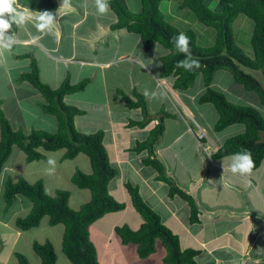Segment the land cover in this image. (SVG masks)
Wrapping results in <instances>:
<instances>
[{"label":"crops","instance_id":"0c3cea01","mask_svg":"<svg viewBox=\"0 0 264 264\" xmlns=\"http://www.w3.org/2000/svg\"><path fill=\"white\" fill-rule=\"evenodd\" d=\"M57 1L58 8L51 12L56 15L58 23L51 34L38 33L31 22L22 28L15 26L12 29L20 43L0 58V86H3L0 88V102L12 126L17 125L15 128L13 126L15 130L22 129L23 126L28 130L23 110L26 102H35L40 116H54L41 108L46 99L37 88L28 81H18L23 73L30 71L32 59L36 60L42 82L53 89H58L65 81L72 85L87 81L84 90L68 94L64 101L82 111V114L75 117V126L80 133H96L100 130L105 132L104 144L110 162L119 169V176L111 181L109 190L118 201L126 203L125 210L118 212L121 213L118 220L109 225L107 235L104 227L100 229L106 235L102 244L101 264L105 253L110 250L112 239L118 237L114 228L119 221L132 214L137 224L135 227L129 225L130 227L137 230L144 223L142 216L136 210V213L132 211L135 208L126 189L128 182L139 188L144 200L158 212L165 225L178 235L183 250L198 251L195 257L198 264H264V161L247 178L233 175L227 170L223 172V167L229 168L232 155L216 159L214 154L227 140L221 138V134L231 126L216 133L218 135L214 134L219 118L217 110L216 123L209 119L206 112L202 120L196 119L195 113L200 111L197 103H200L199 98L207 90L204 80L197 78H201L202 83L194 93H191L194 85L186 91L176 89V76H162V58L170 51L161 44H156L150 50L144 49L143 45L137 49V44L132 41V35L137 34L130 33L127 29L113 30L117 16L115 21L111 15H106L105 18V15L101 16L96 12L94 5L92 11H81L73 27L63 29V22L60 20L68 11L76 10L75 2L70 0L71 7H61L63 0ZM19 10L34 11L23 7ZM71 15L67 16L68 20L74 21ZM206 36H209V40H202L201 45H212L215 37L211 40L210 36L213 37L214 34ZM34 37L39 39L33 42ZM141 64L150 65L141 68ZM218 74L219 71L212 82L214 89ZM145 89L157 94L155 98L145 97L151 115L156 116L162 111L172 115L165 119L164 134L155 145L150 144V148H153L154 156L162 162L168 176L177 186L196 198L200 211L199 222H191L189 203L180 196L170 197L169 185L158 180V172L154 168L144 164L149 150L140 154L132 150L138 142L148 140L151 130L162 116L158 115L145 128L128 126L130 121H141L143 114L140 108L127 107L122 92L136 100L135 92L144 95ZM3 90L8 93H2ZM239 92L241 91L238 90L237 93ZM189 118L195 123L196 129ZM57 130L58 125L55 132ZM238 130L244 132L245 126ZM209 132L213 135H209ZM261 136L264 141V133ZM17 151L18 146H14L11 157L0 174V193L7 174L13 173L23 155L27 160L25 152ZM65 152H46L47 159L40 161L47 165L46 168L49 167V158L60 162L61 171L70 169L69 181H72L77 170L92 173L87 155L82 153L73 160H66ZM28 163L32 162L27 161ZM57 169L56 167L54 174ZM44 172L40 168L36 174L42 175ZM39 180L44 182L39 178L31 183ZM44 185L48 192L47 185ZM86 190L90 192L88 189L78 191L84 196ZM90 194L85 196L86 201L91 199ZM20 196L22 195L15 196L14 201L18 200L19 204H23ZM28 207L32 209L29 204ZM20 210L17 206L14 215L19 214ZM14 215L10 220L0 221L2 225L5 224L4 230L0 232V264H9L12 256L17 257L16 248L26 233L17 228V218ZM40 227L41 225L38 228ZM118 246L123 248V244ZM97 250L99 253L98 248Z\"/></svg>","mask_w":264,"mask_h":264},{"label":"trees","instance_id":"16d2710c","mask_svg":"<svg viewBox=\"0 0 264 264\" xmlns=\"http://www.w3.org/2000/svg\"><path fill=\"white\" fill-rule=\"evenodd\" d=\"M140 1V10L135 13L127 0H109L110 9L117 15L113 30L127 29L128 32L139 35L146 50L152 49L156 44L167 48L170 52L162 58V76H176V89H190L201 76L207 90L201 95L199 102L213 104L217 110L219 118L215 131L221 132L235 124L245 126L243 133L224 142L214 158L248 150L255 162L254 169L259 168L264 161V141L261 136L264 133V115L252 106L232 102L225 93L212 88V82L218 71L227 70L236 83L257 94L264 105L263 83L252 73H261L264 80V0H175L178 10L193 12L200 23L214 29L215 40L210 46L201 45L193 29L183 31L168 20L162 9L165 0ZM210 1L213 7L209 4ZM17 5L34 11H53L58 8V1L18 0ZM241 14L254 23L250 39L252 54L247 53L239 44L234 30V22ZM180 32L189 37L192 57L200 63V67L192 71L176 67L177 61L183 60L185 56L177 51L171 38ZM18 81L30 82L43 94L46 103L42 108L45 113L56 116L58 130L54 133L33 130L30 134L20 129L15 130L0 102V174L11 157L14 146L25 152L28 162L47 159L46 152L65 150L66 160H73L83 153L90 158L92 173L77 170L72 177L74 185L91 192V199L79 210L71 208V193L68 190L58 189L54 194H48L42 180L30 183L23 178L17 182L8 178L4 191L7 205L11 206L17 195L29 198L32 203L30 214L17 218L16 226L28 231L38 228L42 220L49 217L51 226L64 225L63 251L72 264H101L97 247L90 238L89 228L105 215L125 210L126 203L118 201L109 190L111 181L119 176V169L110 162L104 144L105 132L100 130L96 133H80L75 126V117L82 114V111L64 101L68 94L84 90L87 81L76 85L65 81L58 89H53L42 82L34 59L30 71L23 73ZM122 95L128 108H140L143 114L141 121H130L128 126L145 128L158 115L163 116L151 130L148 140L138 142L132 150L139 154L149 150L144 164L154 168L158 172V180L169 185L170 197L180 196L189 203L191 222H199L200 211L196 198L177 186L168 176L162 162L154 156L153 148H150V144L155 145L164 134L165 119L172 115L165 111L156 116L151 115L145 96L137 91L134 95L136 100L123 92ZM126 189L133 207L143 217L144 223L137 230L127 224L116 225L114 231L122 243L136 245L139 257L145 259L157 251V240H161L167 250L164 257L166 264H198L194 259L198 251L182 249L178 235L165 225L158 212L144 200L139 188L128 182ZM33 249L41 259V264H57L58 257L51 241L34 242ZM16 255L19 264H31L22 253L17 252Z\"/></svg>","mask_w":264,"mask_h":264},{"label":"rangeland","instance_id":"374dc122","mask_svg":"<svg viewBox=\"0 0 264 264\" xmlns=\"http://www.w3.org/2000/svg\"><path fill=\"white\" fill-rule=\"evenodd\" d=\"M168 1H170V3ZM74 2H75L74 4L76 10L68 11L62 16L60 20V22H63V29L69 30L70 27H73L74 24L76 23L75 21L79 19V16L81 15V11L82 10L92 11L91 8H93L92 6L94 5L92 0H74ZM127 2L130 9L133 12L135 13L139 12L141 7L140 0H127ZM209 4L211 5V7H213V3L211 1L209 2ZM19 9L20 8H18V10ZM162 9L163 12L167 15L168 20L172 22L174 25H176L178 28H180L181 30L185 31L187 30V28L193 29L197 33L199 43L202 40H206V41L209 40L208 39L209 36L207 37L206 35L214 34L213 37L210 36V39L211 38L213 39L215 37L214 29L210 27H206L205 25L200 23L193 12H189L187 10H178L175 0H165L162 4ZM68 15L73 16L74 21L68 20L67 17ZM107 15H111L113 21H115V17L117 16L111 9ZM106 21L108 20L106 19ZM253 28H254L253 21L243 14H241L234 22V30L238 42L244 48V50L247 53L249 52L250 54H252L250 39L253 32ZM132 36L134 37L132 38V41L134 44H137V49L142 47L140 36L139 35H132ZM200 44H202V42ZM252 73L255 74L256 77H258V79L262 81L264 86V80L262 74L257 72L256 73L252 72ZM215 80H216L214 82L215 89L225 93L229 99L233 100L232 102L237 104L252 106L258 109L264 115V105L261 104L257 94L247 91L242 85L236 83L233 79V75L229 71L227 70L219 71V74L216 76ZM201 83H202L201 78L195 81L191 93H194L198 89ZM0 88H3V86H0ZM238 90H240L241 92L237 93ZM2 93L7 94L8 92H4L3 90ZM242 95H246V96H242ZM197 105L200 111L195 113V117L198 121L204 118V113L206 112V114L209 115V119H211L212 122L215 121L216 123L215 115L217 114L213 104L197 103ZM42 107L43 105H41V108ZM38 108L39 107L38 106L36 107V104L35 102L33 103V101L26 102L23 105V110L25 111L24 113L25 119L27 120V124H28V130H26L25 126L21 127L22 129L20 130L24 131L26 134H30L33 130H44L46 132H51V133L55 132L56 125H58L56 116H40V112L37 111ZM189 122L194 124V128L196 129V125L193 122V120L189 118ZM13 126L15 128L17 125L13 124ZM240 127H244V125L231 126L228 129H226L225 132H223L220 137L228 139L237 134H241L243 131L238 130ZM212 132L214 131L212 130ZM212 132H209V135H213ZM216 133L219 132H214L215 135H218ZM18 151L21 152L19 147H18ZM48 154H52V153H48ZM60 164H61L60 162L58 163L56 162V167L58 168L56 170V173L53 175H48L46 172H44L47 169L46 164L44 165L42 161H37V162L35 161L27 164L26 157H24L23 155L20 161L17 162V166L15 167L13 173L11 172L7 174V176L3 180V189L0 193V218H2L0 219V221L10 220L11 218H13V215L17 210V206L21 210L19 211V214L14 215V218L26 217L31 212L30 207L27 208L28 204L31 205L32 207L31 201L29 200V198L25 196H20L23 204H19L18 200L15 201L13 200V204L11 206L7 205L4 197V191H5V184L8 178H12L14 182H17L19 179L23 178L30 183L34 182L35 179L38 180L39 178L40 179L42 178L44 180V183L47 185V190L50 194H53L56 189L68 190L72 194L69 200V204L71 208H73L74 210H79L83 204L88 202L86 201L85 196H89L90 192L86 190L85 191L86 194H84V196L80 195L78 191L80 190V188H78L76 185L74 186L72 181H69L71 180L69 178L70 169L61 171ZM40 168L44 172L41 173L42 175L36 174V172ZM32 171H34L35 173L33 174L28 173ZM131 209H133V207ZM132 211L133 213H136L135 209ZM120 214L121 213L116 212L105 215L103 218L92 224L89 228L91 233V238L93 242L97 245L96 247L99 249V257L101 260L103 256L102 244L104 242V238L107 235L106 231H108L109 225L112 222L118 220ZM142 220H144L143 217ZM123 224H128L132 227H135L137 222L135 221L134 216L130 214L124 220L119 221L117 225H123ZM4 227L5 224L2 225L0 223V232L4 230ZM102 227L105 228L104 232L106 235L100 232V229H102ZM63 233H64V225L60 224L57 226H51L49 224V217H45L42 220L40 228L38 229L33 228L31 230L26 231V233L21 238L16 248V251L25 255L31 264H41L40 263L41 259L35 253L33 249V244L34 242L44 243L49 240L54 244L56 254L58 257L57 264H72L63 251V245H62ZM122 244L123 243L119 237H117L116 239H112L110 250L107 254L105 253L104 256L105 259H103L102 264H166L163 258L166 255L167 250L161 240H157V251L145 259L139 257L137 253L136 245L123 244V248L121 249L119 248L118 245H122ZM1 246L2 243L0 240V247ZM9 264H19V261L15 255L11 257Z\"/></svg>","mask_w":264,"mask_h":264},{"label":"clouds","instance_id":"9594fccd","mask_svg":"<svg viewBox=\"0 0 264 264\" xmlns=\"http://www.w3.org/2000/svg\"><path fill=\"white\" fill-rule=\"evenodd\" d=\"M17 3L18 0H0V58L4 56L5 52H11L14 46L20 43L16 34L12 31L13 25L17 28H22L31 22L38 33L51 34L58 23L56 15L49 10H18L20 6H18ZM93 4L96 12L101 16L107 15L110 12L109 0H93ZM61 7H71L70 0H63ZM38 39L39 37H34L33 42H36ZM171 40L177 51L185 56L183 60L177 61V68L192 71L200 67L199 61L192 57L189 47L190 40L184 32H180L173 36ZM157 51L158 49L156 47V52ZM149 65L150 64H141V68H147ZM153 78L155 79L157 77ZM143 94L148 98H155L157 95L155 92L150 93L147 89L144 90ZM47 164L49 167L46 169V173L48 175L54 174L56 168L55 159L49 158ZM254 167L255 162L251 152L248 150H242L232 155L229 168L225 169L223 167V172L227 170L233 175L247 178L252 175ZM248 183L250 185L251 181L249 180Z\"/></svg>","mask_w":264,"mask_h":264},{"label":"water","instance_id":"95a60500","mask_svg":"<svg viewBox=\"0 0 264 264\" xmlns=\"http://www.w3.org/2000/svg\"><path fill=\"white\" fill-rule=\"evenodd\" d=\"M162 118H163L162 116L159 117L160 120H162ZM151 146H152V144H151Z\"/></svg>","mask_w":264,"mask_h":264}]
</instances>
